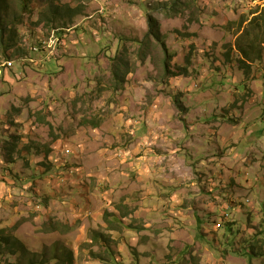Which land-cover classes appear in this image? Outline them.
<instances>
[{"label": "rangeland", "instance_id": "374dc122", "mask_svg": "<svg viewBox=\"0 0 264 264\" xmlns=\"http://www.w3.org/2000/svg\"><path fill=\"white\" fill-rule=\"evenodd\" d=\"M0 13V264H264V0Z\"/></svg>", "mask_w": 264, "mask_h": 264}, {"label": "trees", "instance_id": "16d2710c", "mask_svg": "<svg viewBox=\"0 0 264 264\" xmlns=\"http://www.w3.org/2000/svg\"><path fill=\"white\" fill-rule=\"evenodd\" d=\"M76 12V11H75ZM1 13H0V25L1 24H3V21H2V19H1ZM264 17V16H263ZM153 28V27H152ZM241 51L243 52V55H244V58H246V59H248L249 58V56H248V53H247V51H245V50H243V48H241ZM243 63L244 64H246L247 62L245 61V60H243ZM247 65V64H246ZM8 240L10 241V242H12V240L11 239H9L8 238ZM20 241V240H19ZM14 242V241H13ZM17 245H19V244H22L21 242H15ZM101 259H103V258H101Z\"/></svg>", "mask_w": 264, "mask_h": 264}, {"label": "built area", "instance_id": "2783aa9c", "mask_svg": "<svg viewBox=\"0 0 264 264\" xmlns=\"http://www.w3.org/2000/svg\"><path fill=\"white\" fill-rule=\"evenodd\" d=\"M49 47H50V43H49Z\"/></svg>", "mask_w": 264, "mask_h": 264}, {"label": "crops", "instance_id": "0c3cea01", "mask_svg": "<svg viewBox=\"0 0 264 264\" xmlns=\"http://www.w3.org/2000/svg\"><path fill=\"white\" fill-rule=\"evenodd\" d=\"M246 261V259H244Z\"/></svg>", "mask_w": 264, "mask_h": 264}]
</instances>
